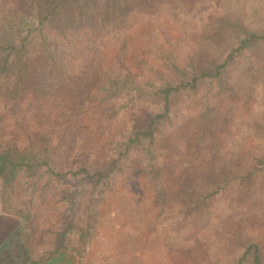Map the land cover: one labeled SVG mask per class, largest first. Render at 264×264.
I'll use <instances>...</instances> for the list:
<instances>
[{
  "label": "rangeland",
  "instance_id": "374dc122",
  "mask_svg": "<svg viewBox=\"0 0 264 264\" xmlns=\"http://www.w3.org/2000/svg\"><path fill=\"white\" fill-rule=\"evenodd\" d=\"M106 10L95 22L97 69L79 94L72 139L70 89L16 97L14 76L0 75V156L26 151L40 162L62 141L72 147L63 165L54 163L57 176L34 165L9 184L0 178V209L28 225L40 250L53 247L50 254L78 256L79 264H253L239 262L245 242L258 244L264 264V135L254 130L264 111V45L241 48L263 26L264 0H132ZM86 38L66 48L69 88L84 70ZM39 48L34 34L29 54ZM227 57L222 77L236 95L213 158L199 112L217 84L200 74ZM166 86H183L168 109L155 90ZM164 112L151 136L130 144ZM250 173L256 191L247 198Z\"/></svg>",
  "mask_w": 264,
  "mask_h": 264
},
{
  "label": "trees",
  "instance_id": "16d2710c",
  "mask_svg": "<svg viewBox=\"0 0 264 264\" xmlns=\"http://www.w3.org/2000/svg\"><path fill=\"white\" fill-rule=\"evenodd\" d=\"M132 0H0V75H13V96L20 97L29 92L41 94L46 92L47 86L71 90L67 99L65 131L67 140L72 139L82 118V100L80 95L92 82L91 77L97 69L98 54H93L97 41V33L94 32L97 15L104 14L111 5L121 2L127 6ZM158 1V0H150ZM207 5V4H206ZM258 32L250 33L241 41V48L249 49L261 39L264 45V23ZM37 34L39 38V51L36 57H32L28 51L31 37ZM86 46L82 59L84 70L79 81L71 83L68 87L66 68L69 65V54L66 48L69 43L79 37H86ZM227 57L221 63L214 66L212 70H203L201 79L215 82L217 89H209L199 112V130L201 137L206 138L210 144L209 152L213 158L217 157L223 139L230 131L229 122L230 108L228 102L235 100L236 91L231 83L223 77V71L228 63ZM99 61V60H98ZM32 66V67H31ZM199 76V77H200ZM183 86H166L155 88L157 93L163 95L164 107L168 109L170 96L176 94ZM81 93V94H80ZM80 94V95H79ZM166 114H159L146 121L144 127L134 132L129 139L131 145L136 144L145 136H151L153 129L159 119H165ZM158 120V121H157ZM254 130L261 136L264 135V111L254 119ZM58 146L49 155L39 162V159L28 156L26 151L16 155L10 154L0 156V178L4 184L12 182L14 175L19 170L28 171L35 168L34 165L48 167L51 174L59 175L54 163H65L70 150V145ZM63 146V145H62ZM129 146L127 147V149ZM217 154V155H216ZM214 160V159H213ZM61 165V166H62ZM205 169H210V164ZM222 170V168L217 169ZM86 177H90L84 170ZM253 173L247 174L248 188L245 196L254 197L256 186L252 184ZM199 180V178H198ZM218 189H215L210 197H216ZM247 205L248 201L243 200ZM199 205L194 204V208ZM198 210V208H196ZM191 213V212H188ZM241 261L252 257L253 264H262L259 255V246L256 243L245 242Z\"/></svg>",
  "mask_w": 264,
  "mask_h": 264
},
{
  "label": "crops",
  "instance_id": "0c3cea01",
  "mask_svg": "<svg viewBox=\"0 0 264 264\" xmlns=\"http://www.w3.org/2000/svg\"><path fill=\"white\" fill-rule=\"evenodd\" d=\"M33 236L19 217L0 209V264L80 263L78 256L69 253L50 254L53 243L50 250H40L39 239Z\"/></svg>",
  "mask_w": 264,
  "mask_h": 264
}]
</instances>
